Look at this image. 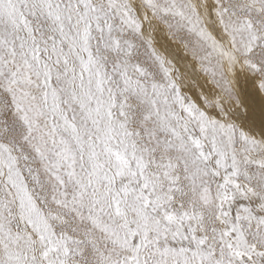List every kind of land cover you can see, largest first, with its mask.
Instances as JSON below:
<instances>
[{"label": "snow or ice", "instance_id": "snow-or-ice-1", "mask_svg": "<svg viewBox=\"0 0 264 264\" xmlns=\"http://www.w3.org/2000/svg\"><path fill=\"white\" fill-rule=\"evenodd\" d=\"M0 264H264V0H0Z\"/></svg>", "mask_w": 264, "mask_h": 264}]
</instances>
